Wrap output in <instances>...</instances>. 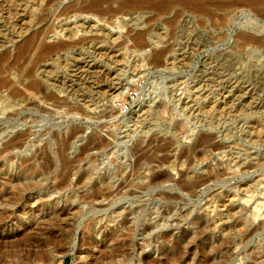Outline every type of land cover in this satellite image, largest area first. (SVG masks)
<instances>
[{"label": "rangeland", "instance_id": "374dc122", "mask_svg": "<svg viewBox=\"0 0 264 264\" xmlns=\"http://www.w3.org/2000/svg\"><path fill=\"white\" fill-rule=\"evenodd\" d=\"M82 1L86 0L53 3L0 0L4 4L0 6V79L5 80L4 87L9 89H0V151L5 142L22 132L30 135L23 137L25 143L18 139L11 152L0 155V200L9 197L14 186L18 189L32 185L31 191L23 196L30 198L36 211L32 213L24 201H11L9 206L3 200L7 205L3 213L0 211V264L8 256H12L8 261L19 259L30 261L29 264H110L101 258L110 251L119 255L126 251L129 253L126 261L139 258L144 264L148 260H162L165 253L173 254L175 250L185 253L188 264L249 261L248 253L264 245V226L256 231L253 226L258 225V220L249 221L252 205L264 201V177L258 176L264 172V13L262 17L261 10L244 6H234L228 12L223 4L227 0H196L208 4L205 6L209 9L208 18L192 16L193 8L190 4L187 7L184 0H104V13L98 12L96 21V18L83 20L88 14L79 6ZM7 3H11L9 13L4 8ZM87 3L91 4V0ZM33 10L35 13H30ZM73 16L76 24L70 21ZM24 20L35 22L31 21L32 26L28 27V21L26 26ZM74 24L81 26L78 31L84 28L85 32H92L91 36L80 40L78 35L82 33L77 32ZM110 32L114 35L106 36ZM70 33L78 35L72 41H65ZM245 37L246 41H254L246 42ZM55 42L68 43L66 48L59 47L56 51L43 50L44 45L52 46ZM24 45H28L27 50H23ZM37 79L64 83L69 101L46 105L32 95L31 98L16 93L22 85L28 86L32 81L38 82ZM11 87H16V92ZM120 92L123 94L118 95ZM144 96L154 102L146 105L143 113L146 115L139 122L131 119V112L147 100ZM179 101L181 109L177 107ZM185 102L190 106H184ZM188 125L195 130L186 131ZM73 130L81 131L65 152L71 160L80 154L89 138L96 136L107 140L108 146L92 148L88 157L96 159L99 168L113 174L134 163L137 157L133 149L139 146L137 149L144 154L140 173L149 167L172 173L168 176L174 177L173 174L201 164L204 172H194L192 176L200 177L210 171L213 179L195 191H181L176 185L179 175H175V181L144 189L138 185L139 171L134 174L129 168L125 179H114L111 196L105 200L99 198L103 202L98 199L82 202L79 199L85 189L74 185V179L69 183L73 188L69 184L58 185L47 174L37 176L35 170L31 172L24 167L37 153V169L47 164L51 171L53 166L60 171L62 140ZM87 162L79 163L78 168L86 167ZM16 176L20 180L15 182ZM221 191L224 195L220 197ZM250 195L251 201L245 203L244 199ZM74 197L81 204L72 202ZM54 204L62 206L64 215L48 216ZM121 207L126 210L119 213ZM90 209L99 212L96 218H101V222L96 224L90 238H82L88 231L82 232L80 225L87 223L85 213ZM4 222L7 225L3 226ZM223 251L231 252L232 256L220 257Z\"/></svg>", "mask_w": 264, "mask_h": 264}, {"label": "bare ground", "instance_id": "6f19581e", "mask_svg": "<svg viewBox=\"0 0 264 264\" xmlns=\"http://www.w3.org/2000/svg\"><path fill=\"white\" fill-rule=\"evenodd\" d=\"M7 1V0H6ZM49 1V3H53V2H55V1H58V0H48ZM142 1V0H141ZM150 1V0H149ZM158 1V0H157ZM179 1V0H178ZM214 1V0H213ZM212 1V2H213ZM4 2V1H3ZM10 2V1H9ZM15 2V1H14ZM42 2H45V1H42ZM42 2H41V5H42ZM88 2V0H86V1H82L81 2V4L79 5L80 7L82 6V9H84V12L85 13H87L88 15H85V17H83V15L81 14V16L84 18L83 20H92V19H94L95 20V18H96V21H97V13L98 12H102V10H103V8H104V4H105V1L104 0H96L95 2H93L92 3V0H91V4H89V3H87ZM147 2H148V0H147ZM183 2H185V4L187 5V4H190V6H192V8L193 9H191L190 10V12H192L191 14H192V16H194V17H196V15L197 16H207V15H209L207 12H209V9H207V8H205V6H206V4H205V2H203V3H199V2H197L196 0H184ZM202 2V1H201ZM59 3V2H58ZM64 3V2H63ZM62 3V4H63ZM107 3V2H106ZM150 3H152V1L150 2ZM155 3V2H154ZM198 3V4H197ZM15 4H17V3H15ZM14 4V5H15ZM75 4V3H74ZM157 4V3H156ZM182 4V3H181ZM224 4V10H226V11H230L231 10V12L233 11L232 9H234L233 7L234 6H244V8L245 7H247V8H250V9H255L256 8V10H259V12H260V10H261V14L262 13H264V0H233V1H229V0H227L225 3H223ZM2 5H4V4H2ZM1 4H0V6H2ZM7 5L8 6H6V7H4L5 8V11L7 10V13H9V7L11 8V6H9V5H11V3L10 4H8L7 3ZM40 5V6H41ZM48 5H50V4H48ZM208 5V4H207ZM16 6V5H15ZM26 6V5H25ZM33 6V5H32ZM37 6V5H36ZM40 6H39V8H40ZM43 6H44V3H43ZM46 6V5H45ZM62 6V5H61ZM85 6V7H84ZM105 6H107V5H105ZM151 6V5H150ZM158 6H159V4H158ZM184 6V5H183ZM182 6V7H183ZM209 6H210V4H209ZM209 6H207V7H209ZM12 7H13V4H12ZM18 7H21V6H18ZM17 7V8H18ZM47 7V6H46ZM68 7V6H67ZM74 7V6H73ZM72 7V8H73ZM75 7H76V5H75ZM78 7V6H77ZM187 7H188V5H187ZM241 7V8H242ZM4 8H3V10L2 11H4ZM33 8H35V7H33ZM33 8H31V10L33 9ZM61 8V7H60ZM110 8V7H109ZM146 8V7H145ZM215 8V7H214ZM222 8V7H221ZM237 8V7H236ZM14 10H15V7L13 8ZM13 9H12V12L11 13H13ZM20 9V8H19ZM22 9H24V8H22ZM43 9V8H42ZM65 9V8H64ZM74 9H77V8H74ZM81 9V10H82ZM190 9V8H189ZM216 9V8H215ZM219 9V8H218ZM239 9V8H238ZM249 9V10H250ZM1 10V9H0ZM18 10V9H17ZM25 10V9H24ZM28 10H30V8L28 9ZM39 10H41V8L39 9ZM73 10V9H72ZM71 10V11H72ZM4 11V12H5ZM20 11V10H19ZM23 11V10H22ZM46 11V10H45ZM62 11V10H61ZM76 11V10H75ZM77 11H78V9H77ZM17 12V11H16ZM16 12H14V13H16ZM21 12V11H20ZM25 12H27V11H25ZM30 12V11H29ZM38 12V11H37ZM63 12H65V11H63ZM74 12V11H73ZM83 12V13H84ZM93 12V13H92ZM106 12V11H105ZM227 12V13H228ZM23 13V12H22ZM30 13H32V14H34L35 12H34V10H33V12H30ZM70 13V12H69ZM75 13V12H74ZM77 13V12H76ZM81 13V12H80ZM84 13V14H85ZM103 13H104V10H103ZM107 13V12H106ZM212 13V12H211ZM25 14V13H24ZM27 14H29V13H26V15ZM102 14V13H101ZM100 14V15H101ZM1 15H3V14H1ZM5 15H6V13H5ZM10 15V14H9ZM20 15V14H19ZM15 16H17V15H15ZM25 16V15H24ZM33 16V15H32ZM35 16V15H34ZM34 16H33V18H34ZM75 16V15H74ZM74 16L73 17H71V20L70 21H72V18H74ZM88 16V17H87ZM90 16V17H89ZM262 17H263V14L261 15ZM10 17V16H9ZM8 16H7V18H9ZM31 17V16H30ZM38 17V16H37ZM211 17V16H210ZM15 18V17H14ZM17 18V17H16ZM20 18V17H19ZM36 18V17H35ZM207 18H208V16H207ZM12 19V17L10 18V20ZM21 19V18H20ZM30 19V18H29ZM40 19V18H39ZM9 20V19H8ZM15 20H17V19H15ZM19 20V19H18ZM69 20V19H68ZM75 20V19H74ZM93 20V21H94ZM100 20V19H99ZM98 20V21H99ZM25 21V20H24ZM23 21V22H24ZM27 21H28V23H29V25H28V27H30V26H32V25H30V23H31V21H29V20H26L25 22H26V24H25V22H24V24L27 26ZM34 21V20H33ZM33 21H32V23H33ZM38 21V20H37ZM14 22V21H13ZM19 22V21H18ZM22 22V21H21ZM35 22V21H34ZM73 22V21H72ZM71 22V23H72ZM77 22V21H76ZM78 22H79V19H78ZM31 23V24H32ZM66 23V22H65ZM67 23H69V22H67ZM73 23H75V22H73ZM72 23V24H73ZM96 23V22H95ZM94 23V24H95ZM5 24V23H4ZM23 24V23H22ZM64 24V23H63ZM76 24V23H75ZM74 24V25H75ZM79 24V23H78ZM78 24L77 25H75L76 27L78 26ZM81 24V23H80ZM93 24V23H92ZM91 24V25H92ZM98 24V23H97ZM24 25V26H25ZM74 25H73V27H74ZM96 25V24H95ZM14 26V25H13ZM19 25H17V27H18ZM72 26V25H71ZM83 26H84V24H83ZM94 26V25H93ZM23 27V26H22ZM22 27H19L20 28V30H21V28ZM66 27V26H65ZM81 27V26H80ZM79 27V28H80ZM92 27V26H91ZM3 28V27H2ZM1 28V29H2ZM15 28V27H14ZM75 28V27H74ZM73 28V29H74ZM78 28V27H77ZM79 28L77 29V32L79 33H82L81 35H78L77 33H70V34H68V35H66V38L64 39L65 41H68V40H70V41H72V40H74V38L75 37H77V35L78 36H80L81 38H79L80 40H82V41H84V40H87L86 38L87 37H89V36H91V35H89V33H92V32H90V31H88V32H85V30L86 29H84V28H82L83 30H80V31H78L79 30ZM92 28H94V27H92ZM28 29H30V28H28ZM66 30V29H65ZM65 30H63V31H65ZM88 30V29H87ZM16 31V30H15ZM69 31V30H68ZM76 31V30H75ZM95 31V30H94ZM14 32V31H13ZM19 32V31H18ZM70 32V31H69ZM72 32H73V30H72ZM58 33H60V32H58ZM68 33V32H67ZM66 33V34H67ZM79 33V34H80ZM111 33V32H110ZM108 33V35H106V36H108V37H110V36H113L114 34L113 33ZM17 34V33H16ZM18 34H21V33H18ZM61 34H62V31H61ZM101 34V33H100ZM14 35V34H13ZM56 35V34H55ZM59 35V34H58ZM63 35V34H62ZM96 35V34H95ZM110 35V36H109ZM12 36V35H11ZM45 36V35H44ZM61 36V35H60ZM99 36V35H98ZM97 36V37H98ZM52 37V36H51ZM61 37H63L64 38V36H61ZM93 37V36H92ZM247 37V36H246ZM246 37L244 38V41H246ZM251 37V36H250ZM18 37H16V39H17ZM44 38V37H43ZM43 38H41V39H43ZM91 38V37H90ZM96 38V37H95ZM252 38V37H251ZM14 39V38H13ZM39 39V38H38ZM248 39H249V37H248ZM30 40V39H29ZM256 41H257V38L255 39ZM260 40H262V39H260ZM36 41V40H35ZM45 41V40H44ZM47 41H48V39H47ZM59 41V40H58ZM77 41V40H76ZM249 42H252V41H254V40H252V39H250V40H248ZM248 41H246V42H248ZM263 41V40H262ZM29 42V41H28ZM41 42V44H42V41H40ZM50 42V41H49ZM64 42V41H63ZM53 43V42H52ZM56 44H54V45H52L51 46V44L48 46H43V50H55L56 51V49H59V47H61V49L62 48H66V46H67V43L68 42H65V43H57V42H55ZM256 43V42H255ZM255 43H253V44H255ZM24 44H26V43H24ZM28 44V43H27ZM70 44H71V42H70ZM246 44H248V43H246ZM251 44V43H250ZM257 44V43H256ZM264 44V43H263ZM21 45V44H20ZM29 45V44H28ZM27 45V46H28ZM69 45V44H68ZM76 45V44H75ZM90 45V44H89ZM25 46V45H24ZM27 46H25L24 48H23V50L26 48V50H27ZM37 46V45H36ZM259 46H260V44H259ZM33 47V46H32ZM41 47V46H40ZM37 48V47H36ZM20 49V48H19ZM22 49V48H21ZM38 49V48H37ZM36 49V50H37ZM40 49V48H39ZM35 50V49H34ZM22 51V50H21ZM40 51H41V49H40ZM26 52V51H25ZM24 52V53H25ZM43 52V51H42ZM41 52V53H42ZM24 53L22 54V55H24ZM27 53V52H26ZM31 53H32V51H31ZM45 52H43V54H44ZM52 53V52H51ZM54 53V52H53ZM97 53V52H96ZM163 53V52H162ZM29 54V53H28ZM28 54L26 55V56H28ZM38 54V53H37ZM49 54V53H48ZM20 55V54H19ZM159 55V54H158ZM41 56H43V55H41ZM156 57H157V55H155ZM39 57V56H38ZM49 57V56H48ZM160 57V55L158 56V58ZM155 58V57H154ZM164 58V57H163ZM162 59V58H161ZM40 60V59H39ZM42 60V59H41ZM35 62V61H34ZM166 62V61H165ZM167 63V62H166ZM35 64H36V62H35ZM33 65V64H32ZM34 68H36V67H34ZM40 68V67H39ZM33 70V69H32ZM41 70V69H40ZM90 70V69H89ZM78 71V70H77ZM87 71V70H86ZM76 73V72H75ZM80 74V73H79ZM93 74V73H92ZM95 74V73H94ZM100 74V73H99ZM42 75V74H41ZM43 75H45V74H43ZM101 75V74H100ZM82 76V75H81ZM28 77V76H27ZM36 77V76H35ZM38 77H39V75H38ZM49 77V76H48ZM76 77H79V76H76ZM41 79V78H40ZM54 79H55V77H54ZM77 79V78H76ZM79 80V79H78ZM4 79H0V89L1 88H5V89H7V90H9L7 87H4L5 85L4 84H7V83H4ZM29 81V80H28ZM36 81H38V79L36 80ZM35 82V81H34ZM75 82V81H74ZM29 83V82H28ZM72 83V82H71ZM70 83V84H71ZM64 84V83H63ZM62 84V85H63ZM74 84V83H73ZM9 85V84H8ZM7 85V86H8ZM62 85H59L57 82H53V83H51L50 81H38V82H35V83H33V81L31 82V84L30 85H28V86H26V85H22L21 86V88L22 89H18L17 90V92L15 91L17 88L16 87H14V88H12L13 90H14V92H16V93H18V94H20V96L21 95H24V94H26L27 95V97L29 96V97H31V95L33 96V97H36L37 99H39L40 100V102L42 103H46V105H47V103H51L52 105H54V104H58L59 102H63L64 104L65 103H67L68 101H69V97H68V95H66L65 93H64V91H67L66 90V88H64ZM20 86V85H19ZM2 90V89H1ZM103 90V89H102ZM108 90V89H107ZM112 90V89H111ZM148 90V89H147ZM3 91V90H2ZM1 91V92H2ZM12 91V90H11ZM115 91V90H114ZM118 91V90H117ZM122 91V90H121ZM124 91V90H123ZM149 91V90H148ZM0 92V93H1ZM6 92H8V91H6ZM13 92V91H12ZM14 92L13 93H11V94H14ZM68 92H69V90H68ZM106 92V91H105ZM111 92V91H110ZM112 92H113V90H112ZM111 92V93H112ZM67 93V92H66ZM149 93V92H148ZM5 94V93H4ZM10 94V96H12ZM18 94H17V96H18ZM121 94H123L122 92H120V94H118V95H121ZM7 95V94H6ZM71 95V94H70ZM107 95H108V93H107ZM1 96H2V94H1ZM19 96V97H20ZM25 96V95H24ZM223 96H224V94H223ZM8 97V96H7ZM6 97V98H7ZM71 97V96H70ZM109 98H110V96H108ZM116 97V96H115ZM145 97V96H144ZM22 98H24V97H22ZM32 98V97H31ZM146 98V97H145ZM224 98V100H226V97H223ZM25 99V98H24ZM30 99V98H29ZM35 99V98H34ZM83 99V98H82ZM87 99V98H86ZM144 99V98H143ZM147 99V98H146ZM25 100H27V98L25 99ZM145 100V99H144ZM154 100V99H153ZM151 98H149L148 97V99L147 100H145L144 101V103L142 104V105H137L136 107H137V109H136V107H135V109L134 108H132L133 109V111L131 112L132 113V115H133V118H131V119H135L136 121H139V122H141L142 120L141 119H143V113H145V107H146V105H150L152 102H154ZM81 101H83V100H81ZM200 101V100H199ZM204 101V100H203ZM22 102V101H21ZM84 102V101H83ZM217 102H220V101H217ZM37 103V102H36ZM72 103V102H71ZM193 103V102H192ZM206 103V102H205ZM215 104H216V102H214ZM222 103H223V101H222ZM38 104H39V102H38ZM61 104V103H60ZM75 104V103H74ZM83 104V103H82ZM84 104H86V103H84ZM87 104H88V102H87ZM153 104V103H152ZM191 104V103H190ZM197 104V103H196ZM202 104V103H201ZM42 105H44V104H42ZM144 105V106H143ZM148 105V106H149ZM184 106H190V105H188V103H184L183 104ZM198 105H199V103H198ZM218 105H219V103H218ZM16 106V105H15ZM86 106V105H85ZM163 106V105H162ZM192 106V105H191ZM197 106V105H196ZM201 106V105H200ZM211 106V105H210ZM220 106V105H219ZM66 107V106H65ZM157 107V106H156ZM160 107V106H159ZM177 107L178 108H180L181 109V103H180V101L178 102V104H177ZM193 107H195L194 105H193ZM218 107V106H217ZM224 107V106H223ZM222 106H221V108H223ZM149 108V107H148ZM155 108V107H154ZM158 108V107H157ZM165 108V107H164ZM211 108V107H210ZM152 109V107L150 108V110ZM189 109L191 110V107H189ZM212 109V108H211ZM210 109V110H211ZM6 110V109H5ZM193 110V109H192ZM191 110V111H192ZM73 112V111H72ZM148 112V111H147ZM150 112V111H149ZM158 112V111H157ZM156 112V113H157ZM155 113V114H156ZM184 113V112H183ZM148 114V113H147ZM130 115V114H129ZM146 115V114H145ZM144 115V116H145ZM12 116V115H11ZM130 117V116H129ZM142 117V118H141ZM190 117V116H189ZM189 119H191V118H189ZM141 120V121H140ZM9 121V120H8ZM147 121V120H146ZM133 122V121H132ZM143 123V122H142ZM189 123H190V121H189ZM192 123V122H191ZM191 123H190V125H191ZM188 124V123H187ZM136 125V124H135ZM193 125H195V124H193ZM147 126V125H146ZM186 126V125H185ZM189 126V125H188ZM181 127V126H180ZM256 127V126H255ZM150 128H151V126H150ZM185 128H188L186 131H188V132H193L194 130H195V127L194 126H189V127H185ZM262 133H264V128L262 127ZM83 130V129H82ZM146 130H149V129H146ZM258 130V129H257ZM81 131V130H80ZM80 131H76V130H73L72 132H70L71 134H69V136L67 135V137H66V139L63 141L62 140V149H61V153H60V161L62 162V165H61V169H60V171L57 169V167L55 168L54 166H53V170L51 171V169H49L48 168V166H47V164H45V165H43V166H39V168L37 169L36 167V165H37V158H38V155H37V153H36V155H34L30 160H28V161H26L25 163H28V165H25L24 167L29 171V170H31V172H32V170L34 171H36V175L37 176H43V175H48L49 177L48 178H52L53 179V181H58V185H62V184H69L70 183V180H71V182L73 181V179L75 180V182H74V185H80L82 188H84L85 189V194H83L82 195V197L79 199V200H82V202H87V200H93V199H95L94 201H96L97 199L98 200H100L99 198H104V200H105V197L106 198H108V195H110L111 196V194L113 193H111V191H113V189H114V183H113V181H114V179L115 178H120L121 180L126 176V174H127V169H129V171L130 172H132V173H137L138 171V173H139V175L137 174L136 176L139 178V180L140 181H138V182H140V183H138V185L139 186H141V187H144V189H149V188H154V187H158V186H160V185H162V184H164V183H166V181L168 182V181H173L174 179L176 180V178H175V175L176 176H178L179 175V177H178V181H176V185L178 186V189L179 190H181V191H187V190H189V191H195V189H197V188H199L200 187V185H203L204 183H206V181H208V180H211V179H213V172H206V174L205 175H203V176H200V177H198V176H192V174L194 173V172H204V170L202 169V167H201V164H195L194 166H192V167H190L189 168V166H186L187 168H189V169H186L187 171H185V172H182L181 170V174L180 173H176V172H174V173H176L175 175L173 174L172 176H174V177H170L171 176V174H166V173H164V172H162V171H159V170H155V169H150L148 166V168H146L145 166V164H144V167H145V170L143 171V172H141L140 173V169H141V166L143 165V160H144V154H142L141 153V151L139 150V149H137V148H135V149H133L134 150V156H136L137 158H135V161H134V163H132L131 165L129 164L128 166H123V167H121V168H119L118 170H117V172H115L114 174H113V172H111L110 170H107V169H104V168H99L98 167V165L97 164H95L96 163V159H93L92 157H88V153H89V151H91V149L92 148H96V147H98L99 145L101 146H105V145H107V143H106V141L107 140H104L103 138H100V137H96V136H92L91 138H89L88 139V141H87V137H86V140L85 141H87V142H85L84 143V147L82 148V150H81V152H80V154L79 155H77L75 158H73L72 160L68 157L69 155H66V150L68 149V147H70V145H71V142L73 141V139H75V138H78L79 137V132ZM150 131V130H149ZM184 131V130H183ZM25 132V131H24ZM24 132H20L21 134H19L16 138H14L12 141H7V142H5V147H2V151H0V155L1 154H4V153H8L9 151H10V148H12L13 146H15L18 142L16 141V140H21V139H23V137H27L29 134L28 133H24ZM259 132V131H258ZM24 133V134H23ZM69 133V132H68ZM84 133V132H83ZM57 134V133H56ZM96 134V133H95ZM148 134V133H147ZM188 134V133H187ZM9 135H11V134H9ZM58 135V134H57ZM82 135V134H81ZM97 135V134H96ZM14 136V135H13ZM30 136V135H29ZM66 136V135H65ZM100 136V135H99ZM7 137V136H6ZM53 137V136H52ZM64 138V137H63ZM7 138H4L3 140H6ZM25 139V138H24ZM23 139V140H24ZM58 139V138H57ZM82 139V138H81ZM128 139H130V138H128ZM264 140V139H263ZM22 141V140H21ZM57 141V140H56ZM59 141V140H58ZM141 141V140H140ZM22 142H24L25 143V140L24 141H22ZM55 142V141H54ZM61 142V141H60ZM108 142V141H107ZM142 142V141H141ZM141 142H139V143H141ZM23 143V144H24ZM20 144V143H19ZM22 144H20L19 146H21ZM56 145V144H55ZM140 145V144H139ZM212 145V144H211ZM108 146V145H107ZM135 146H136V144H135ZM23 147V146H22ZM58 147V146H57ZM61 147V146H60ZM59 148V147H58ZM104 148V147H103ZM149 148V147H148ZM207 148H209V147H207ZM212 148L214 149V147L212 146ZM131 149V148H130ZM42 150V149H41ZM60 150V149H59ZM132 151V150H131ZM130 151V152H131ZM144 151V150H143ZM11 152V151H10ZM92 153V152H91ZM132 153V152H131ZM34 154V153H33ZM41 154V153H40ZM76 154V153H75ZM132 155V154H131ZM2 156H4V155H2ZM133 157V156H132ZM203 157V156H202ZM3 158V157H2ZM57 158V157H56ZM44 159H46V158H44ZM146 159H147V157H146ZM25 160V159H24ZM52 160V159H51ZM55 160V159H54ZM88 160V165L86 166V167H82V168H78V164L79 163H81V162H84V161H87ZM249 160V159H248ZM37 161V162H36ZM133 161V160H132ZM164 161H166L165 159H164ZM167 161H168V159H167ZM189 161V160H188ZM45 162V161H44ZM157 162V161H156ZM155 162V163H156ZM159 162V161H158ZM184 162V161H183ZM190 162V161H189ZM188 162V163H189ZM259 162V161H258ZM47 163V162H46ZM86 163V164H87ZM97 163H99V162H97ZM147 163H149V162H147ZM153 163V162H152ZM151 163V164H152ZM166 163V162H165ZM255 163V162H254ZM24 163H21V165H23ZM39 164V163H38ZM159 164H164L163 163V161H160L159 162ZM185 164V163H184ZM256 164V163H255ZM259 164V163H258ZM257 164V165H258ZM49 165V164H48ZM77 165V166H76ZM100 165H101V163H100ZM182 164H180V166H181ZM186 165V164H185ZM261 165H262V163H261ZM259 166V167H262V166ZM240 166H242V164H240ZM254 167V166H253ZM258 167V168H259ZM142 168H143V166H142ZM154 168V167H153ZM181 168V167H180ZM183 168V167H182ZM233 167H229V169H232ZM175 169V168H174ZM177 170V169H176ZM238 170H239V167L237 168V172H238ZM254 170V169H253ZM179 171V172H180ZM236 171L235 170H233V172L234 173H236ZM256 171V170H255ZM258 171V170H257ZM264 171V170H263ZM19 172V171H18ZM215 172V171H214ZM216 172H218V171H216ZM224 172V171H223ZM232 172V173H233ZM261 172V171H260ZM221 172H219L218 174L221 176V174H220ZM21 174V173H20ZM215 174V173H214ZM133 175V174H132ZM168 175H170V176H168ZM216 175V174H215ZM214 175V176H215ZM259 178H262V177H264V172H261L259 175ZM127 177V176H126ZM130 177V176H129ZM45 178V177H44ZM174 178V179H173ZM42 179V178H41ZM125 179V178H124ZM216 179V178H215ZM257 179V178H256ZM255 179V180H256ZM20 180V178H19V176H16V177H14V181L16 182V181H19ZM128 180V179H127ZM174 180V181H175ZM262 180V179H261ZM260 180V181H261ZM33 181V180H32ZM31 181V182H32ZM257 181H258V179H257ZM34 182V181H33ZM36 182V181H35ZM35 182L33 183V184H35ZM251 182V181H250ZM12 184V183H11ZM31 184V183H30ZM38 184H39V182H38ZM98 184L100 185V186H98ZM14 185V184H13ZM27 185H28V183H27ZM250 185H252L251 183H250ZM256 185H257V183H256ZM255 185V186H256ZM29 186H32V185H28V186H22V187H19L18 189H15V187L16 186H14L13 187V190L12 191H10L9 192V197H4L3 198V200H5L6 202H8V205H9V202L11 203V201L13 202V201H17V200H21L20 202H22V201H24V202H22V203H24V206H27V207H29L30 208V211H32V213H34V212H36V211H33L34 209L33 208H35V207H33V202H31L29 199H25V197H27V196H23V194L25 195H27L30 191H29ZM34 186V185H33ZM69 186H71V184H69ZM73 186V185H72ZM71 186V188H73ZM199 186V187H198ZM249 187V186H248ZM253 187V186H252ZM259 187H260V185H259ZM263 187V186H262ZM12 188V187H11ZM71 188H69L70 190H71ZM236 188V187H235ZM256 188V187H255ZM250 189H252V188H249L248 190H250ZM234 190V189H233ZM236 190V189H235ZM247 190V189H246ZM29 191V192H28ZM44 191V190H43ZM237 191V190H236ZM241 191V190H240ZM257 191V190H256ZM28 192V193H27ZM245 192V191H244ZM260 192V191H259ZM111 193V194H110ZM191 193V192H190ZM194 193V192H193ZM229 193V192H228ZM248 193V192H247ZM254 193V196H255V193L256 192H253ZM261 193V192H260ZM264 193V192H263ZM11 194V195H10ZM31 194V193H30ZM221 194L222 195H224L223 194V192L221 191V193H220V195H219V193H218V195L221 197ZM240 194V193H239ZM241 194H243V193H241ZM246 194V193H245ZM251 194H252V192H251ZM257 194H259L258 192H257ZM262 194V193H261ZM260 194V195H261ZM7 195V196H8ZM217 195V194H216ZM226 195V194H225ZM236 195V194H235ZM244 195V194H243ZM227 196V195H226ZM229 196V195H228ZM231 196H232V194H231ZM30 197V196H29ZM168 197V196H167ZM233 197V196H232ZM237 197V196H236ZM240 197V196H239ZM251 195L250 196H247L244 200V202L246 203L248 200H250L251 199ZM21 198V199H20ZM44 198V197H43ZM75 199H73L72 200V202H79L78 204H81V202L79 201V200H76V197H74ZM169 199H171V196L170 197H168ZM229 198H231V197H229ZM259 198V197H258ZM214 199V198H213ZM228 199V198H227ZM236 199V198H235ZM1 201L0 200V207H1V213H3L6 209V205H7V203L5 202V203H3L4 201ZM33 200V199H32ZM36 200V199H35ZM38 200H39V197H38ZM42 200V199H41ZM90 200V201H91ZM223 200V199H222ZM255 200V199H254ZM37 201V200H36ZM100 201H102V200H100ZM232 201V200H231ZM237 201H239V200H237ZM251 201V200H250ZM40 202V201H39ZM38 202V203H39ZM103 202V201H102ZM227 202V201H226ZM229 203H231L230 201H228ZM32 203V204H31ZM99 203H101V202H99ZM18 204V203H17ZM83 204V203H82ZM250 204V203H249ZM15 205V204H14ZM55 205V204H54ZM229 205V204H228ZM232 205V204H231ZM10 206V205H9ZM53 206V205H52ZM78 206H80V205H78ZM225 206H227L226 205V203H225ZM230 206V205H229ZM228 206V207H229ZM239 206V205H238ZM253 206V210H252V212L250 211V218H249V221H250V219L251 220H253L254 222L255 221H257L258 220V225L256 226H253V227H255V230L257 231L258 229H261V228H263V226H264V219L262 220L261 218H263V216H264V201L262 200V201H257V202H255V204L254 205H252ZM11 207H13V206H11ZM10 208V207H9ZM237 208V207H236ZM236 208H234V210L235 211H237V209ZM240 208V207H239ZM36 209H37V207H36ZM231 209V208H230ZM28 210V209H27ZM51 211L48 213V216H52V217H54L55 215L56 216H58L59 214H63L64 213V209H62V206H61V208H59V206L58 205H55L54 207H52L51 209H50ZM126 209L124 208V207H121L120 209H118V211H119V213H122L123 211H125ZM230 211V210H229ZM228 211V212H229ZM239 211H240V209H239ZM241 211H243V208L241 209ZM6 213V212H5ZM101 213V212H100ZM119 213H116V214H118L119 215ZM58 214V215H57ZM97 214H99V212H96V211H94V209H90V211L88 210V212L87 213H85V215L88 217L87 218V223L86 224H81L80 225V228L82 229V232L84 231V230H87L88 231V234L87 235H84V234H82V238H90V236L92 235V230L95 228V226H96V224H98V223H100L101 222V218H96V215ZM235 214V213H234ZM238 214V213H237ZM236 214V215H237ZM64 215V214H63ZM80 215H82L80 212H79V214H78V216L80 217ZM59 217V216H58ZM221 217V216H220ZM56 218V217H55ZM54 218V219H55ZM78 218V217H77ZM53 219V218H52ZM242 220V219H241ZM245 220H246V218H245ZM2 220H0V222H1ZM5 221H6V219H5ZM43 221V219L41 220V222ZM50 221V220H49ZM109 221V220H108ZM220 221V220H219ZM253 221H251V222H253ZM19 222H22L21 220H19ZM43 222H45V221H43ZM254 222H253V224H254ZM40 223V222H39ZM216 223V222H215ZM10 224V223H9ZM2 225L4 226V225H7V224H5V222L4 223H2ZM38 225V224H37ZM248 225H249V223H248ZM12 225L10 224V225H8V227L10 228ZM241 226V225H240ZM244 226V225H243ZM250 226H251V228H252V225L250 224ZM245 227V226H244ZM247 227V226H246ZM246 227H245V229H246ZM257 227V228H256ZM248 228V227H247ZM250 228V227H249ZM17 229H20V227H17ZM24 229H26V227L25 228H21V231L22 230H24ZM90 230V231H89ZM147 230H149V229H146V231ZM247 230V229H246ZM249 230V229H248ZM255 230H253V232L252 233H254L255 232ZM248 232V231H247ZM249 235V234H248ZM264 239V238H263ZM264 241V240H263ZM263 244V243H262ZM168 252V251H167ZM115 252L114 251H110V252H108V253H106V255H101V258H103V259H107V260H109L108 262H110V264H113V263H115V262H117V264H141L142 263V261H141V259H135L134 261L133 260H129V261H126V258H128V256H129V253L128 252H126V251H124L123 253H122V255H119V254H121V253H116V254H114ZM229 253H231V252H228V251H223V252H221L220 253V257L222 256V254H228V256L229 255H231L232 256V253L231 254H229ZM123 254H125V255H127V256H124ZM10 257L12 258V256H8L7 257V259H5L3 262H2V264H29L28 262H30V261H26V260H23V261H19V259L18 260H11V261H8L9 259H10ZM164 259H162V260H148L147 262H145L144 264H169L170 262H168V261H174V263L173 264H188V262H189V259L187 258V256H185V253H183V252H181V251H179V250H175V252H173V254H172V252L171 253H165L164 254ZM224 257V256H223ZM227 257V256H226ZM247 257V256H246ZM9 258V259H8ZM213 258V257H212ZM116 259H117V261H116ZM173 259V260H172ZM175 259V260H174ZM247 259L249 260V261H247V262H245L244 264H264V245H262L261 247H260V249H258V250H256V251H250L249 253H248V257H247ZM252 259V260H251ZM241 261H242V259H240ZM172 262H171V264H172ZM222 261H220V263H221ZM191 263V262H190Z\"/></svg>", "mask_w": 264, "mask_h": 264}]
</instances>
